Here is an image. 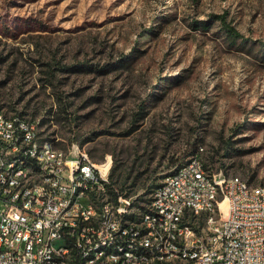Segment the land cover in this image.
Instances as JSON below:
<instances>
[{
	"label": "rangeland",
	"instance_id": "1",
	"mask_svg": "<svg viewBox=\"0 0 264 264\" xmlns=\"http://www.w3.org/2000/svg\"><path fill=\"white\" fill-rule=\"evenodd\" d=\"M0 105L141 208L193 154L264 186V0H0Z\"/></svg>",
	"mask_w": 264,
	"mask_h": 264
},
{
	"label": "built area",
	"instance_id": "2",
	"mask_svg": "<svg viewBox=\"0 0 264 264\" xmlns=\"http://www.w3.org/2000/svg\"><path fill=\"white\" fill-rule=\"evenodd\" d=\"M41 139L30 119L0 109V170L12 165L17 173L15 181L6 172L0 178V264H135L136 257L117 256V248L89 259L90 245L116 239L145 249L147 264L185 252H192V264H264V195L251 194L245 181L225 183L216 172L221 189L212 191L194 155L193 162L173 168L174 177L161 178L146 208L117 187L108 193L101 186L92 202H84V189L109 179V169H96L80 151H66L60 164H49L46 154L33 156ZM23 156L40 164V171L29 169L27 182H20ZM71 185H78V195H71ZM211 197H228V204L221 209ZM103 201H111L113 218H106ZM125 214H133L131 226H122ZM213 215L226 217V225L208 224ZM185 224H194L199 238Z\"/></svg>",
	"mask_w": 264,
	"mask_h": 264
},
{
	"label": "bare ground",
	"instance_id": "3",
	"mask_svg": "<svg viewBox=\"0 0 264 264\" xmlns=\"http://www.w3.org/2000/svg\"><path fill=\"white\" fill-rule=\"evenodd\" d=\"M0 109L3 107L0 105ZM33 122L34 132H39L38 120H31ZM202 150V148H199ZM41 152L46 154L49 158V164H60V157H64L66 151L55 147L50 140L41 139L39 141V148L33 149V156H41ZM197 158V171L203 172V177L208 183V186L212 187V191H219L221 189L220 180L225 183L232 184H242L245 181V186L251 189V194H261L264 195V186H250L246 180L238 176L226 177L221 172L216 173L211 172L207 169L203 162L201 161L198 155H195ZM194 155L189 157L185 162H193ZM22 174H20V182L29 181V169L33 171H40V164L37 159H32L30 156L22 157ZM96 169H101L105 171L109 169L110 158L102 164H96ZM5 172L8 181L17 180L16 170L12 165H5V170H0V178H5ZM175 176V169L167 172L163 179H170ZM102 187H107L108 193H113L109 185V179H101V184H93V188L84 189V202H92L93 191H101ZM158 190V184L153 189V192ZM115 191V190H114ZM152 192V193H153ZM71 195H78V185H71ZM41 199H49V192H41ZM211 204H217L221 209L225 208V205L228 204V197H211ZM103 209H105L106 218H113V208H111V201H103ZM177 218H184V211H177ZM133 221V214H125V217L122 219V226H131ZM208 224H216V226L226 225V217H221L220 215H213L208 217ZM185 231L192 232V238H199V231H194V227L190 224H185ZM114 248H117V256H126L131 255L136 257L135 264H147V256H145V249H138L137 244L124 243L123 239L109 240L107 243H100L98 245H90L89 247V259L97 260L99 256L112 255L114 253ZM95 264V263H87ZM113 264H121L120 260H113ZM156 264H192V252L184 253H171L169 259H164L161 262H156Z\"/></svg>",
	"mask_w": 264,
	"mask_h": 264
},
{
	"label": "trees",
	"instance_id": "4",
	"mask_svg": "<svg viewBox=\"0 0 264 264\" xmlns=\"http://www.w3.org/2000/svg\"><path fill=\"white\" fill-rule=\"evenodd\" d=\"M217 17L223 22V27H224L225 31L227 32V34H228L230 37H232V38L240 37L239 32H238L235 28L231 27L230 25H228V24L225 22V19H224V16H223V15H219V16H217ZM43 139H45V138H43ZM45 140H48V139H45ZM196 153H197V152H196ZM196 153H195V154H196ZM193 155H194V154H193ZM193 155H191V156H193ZM199 156H200V154H199ZM200 158H201V157H200ZM201 161L203 162L204 166H205L207 169L211 170V168H210L207 164H205V162L202 160V158H201ZM112 189H115V191H114V190L112 191ZM110 191H112L113 193H116V187L114 186V184H111V190H110Z\"/></svg>",
	"mask_w": 264,
	"mask_h": 264
}]
</instances>
